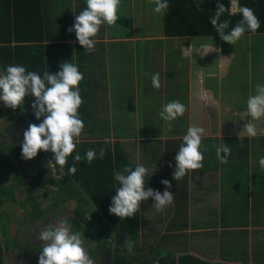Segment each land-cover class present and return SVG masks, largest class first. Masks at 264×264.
Wrapping results in <instances>:
<instances>
[{
	"label": "crops",
	"instance_id": "obj_1",
	"mask_svg": "<svg viewBox=\"0 0 264 264\" xmlns=\"http://www.w3.org/2000/svg\"><path fill=\"white\" fill-rule=\"evenodd\" d=\"M150 1L147 0V2ZM240 1L238 0V4L243 7ZM145 2L146 0H121L117 12L119 17L117 23L113 26H109L106 23L102 24L97 35L92 38L95 41V50L87 52L79 44L74 31L71 33L63 31L59 34L58 38L52 34H47L48 25L74 24L75 16L79 15L86 8V0H42L45 42H56L64 44V46L40 52L50 57L52 65L55 62L57 71L61 70L60 66L63 62H69L77 65L78 70L83 74L84 78L79 84L83 100L80 107H86L82 120L85 124L88 122L89 127L96 125L95 130L104 132L106 137L110 133V136L114 140L111 144L105 142H97L95 144L97 146L102 145L105 150H119L127 165H131L133 168L137 164H143L147 167L149 175L144 179L145 189L151 187L153 190H158L162 193L165 191L166 186L161 184V180L167 179L172 184V187L167 190L173 192L176 186L179 185V181L173 179L176 163L174 157L177 154L176 149H179L183 143V136L187 133V130L185 133H175L165 129H153L149 130V134L139 135L136 131L137 129H132L136 133V139L137 142L139 141V144L134 149L129 145L126 148L129 140L133 139L128 135L130 126H134V121H136L135 126L139 128L141 120L136 117L132 121V124L120 125L119 122H123L121 117L119 114H115L117 119H114V114L112 115L111 110L114 105L111 101L116 90H120L122 98V102L118 103V106H121L119 111L124 113V108L129 106L132 72L135 74V84L138 86L139 83L137 69L135 67L131 68L129 65L130 39L135 38L148 42L156 38L162 39L163 37L143 36L142 34H140L142 37H131L129 35L128 25H130L131 19L134 21L136 14L138 20L140 19L139 17L144 18V12H140L139 10L145 9ZM168 2L169 5H176L180 9H189V0H168ZM202 2L204 6L209 7L213 15L217 10L219 2L229 9L222 16H241L238 9L232 8L231 0H203ZM134 10H138V12ZM167 11L162 13V24L167 22ZM232 12H235V14H231ZM138 13L140 16H138ZM178 14L185 15L184 18L189 19V13L187 12H184V14L183 12H178ZM127 29L128 31H126ZM247 33L250 34V32ZM204 35L220 36L218 32H209L203 35L194 36L190 34L189 36L179 37L192 40L194 37ZM159 52L163 53V51ZM16 53L17 60L13 58L12 63L9 65H21L26 68V71L39 73V71L30 67L31 59L29 60L28 58L31 54L29 50H20ZM183 53L184 55H188V49ZM170 68L171 70H175V73L170 72L169 75L164 66L166 76L164 86L169 90H171V87L166 85V81L175 82L176 72L178 73L177 67ZM0 74H3L1 70ZM145 79L148 80L149 77L143 74L142 81ZM112 81L115 82L114 85L111 84ZM144 88V85L141 86V89L144 90ZM211 92L215 94L208 93V97H218L220 105L227 104L225 101H221L222 87L220 84L215 85V88ZM141 93L143 94V91ZM139 100V96L133 99L135 104L142 108V110L138 111V116H142L143 121L152 122L154 119L150 113L149 106H152L153 111V105L149 99L141 101V104ZM105 114H108L109 120H105L107 123L103 128L99 125L100 120L98 118ZM80 115L81 113L79 112ZM0 121L2 120L0 119ZM90 132L91 130H89ZM118 140H120V143H116L119 142ZM255 140H259V142L253 144ZM246 141L250 145H253L252 150L255 154L252 152L251 158L255 162L253 161L254 164L252 166L250 163L251 167H249L247 175L248 182H250L249 190L243 194L238 189V186L241 185V177L238 178L237 175L230 172V168L227 169L228 165L225 168L224 163H221L217 157L216 148L221 145L229 147L231 153L228 160L235 161L234 157H238L240 147ZM91 149L94 148L91 146ZM200 151L204 156L202 161L203 168L194 170L193 172L190 171L184 176V180L186 181L184 199L178 198L176 201L177 194L182 191H175L176 196L172 193L174 197L173 203L165 207L162 212L155 211L152 198L142 202L145 208L139 209L138 217L142 215L143 217L149 216L155 219L159 217L164 220V225L157 235V241H161L164 237H174V239L167 242L168 246L159 250H157V246L154 243L153 250L157 253L160 252L159 254H174L175 264H177V258L184 254L212 263L264 264L263 261H256L253 258V251L259 254L264 250V169H261L258 163L259 159L264 157V130H257V135L254 138H249L245 132L237 129L217 131L207 129L204 131L202 137ZM97 152L100 151L97 149ZM232 152L235 153V156L232 155ZM214 154L216 155V160L212 161L211 155ZM222 155L224 154L222 153ZM170 164L171 166H169ZM180 200H182L181 204ZM257 204V214L255 217L253 212ZM147 229H150L148 225ZM180 242H184L183 245H180ZM245 242H247V247L250 250V256L246 255ZM228 249L231 252L227 254L226 251ZM157 257L154 254L151 256V258L155 259Z\"/></svg>",
	"mask_w": 264,
	"mask_h": 264
},
{
	"label": "rangeland",
	"instance_id": "obj_2",
	"mask_svg": "<svg viewBox=\"0 0 264 264\" xmlns=\"http://www.w3.org/2000/svg\"><path fill=\"white\" fill-rule=\"evenodd\" d=\"M154 4L145 2V9L139 10L144 12V18L139 17L140 21L136 19L130 21L128 29L131 37L138 36H163L162 39H154L148 42L142 41L141 39H130V67L136 68L139 73L138 86L135 84V74L131 73V84H130V104L124 108V113L119 111L121 106L118 103L122 102L120 90H116L114 97L111 101L113 107L112 115L114 119H117L115 114H119L123 122H119L120 125L132 124L133 120L137 117L140 119L139 128L130 126L129 137L133 138L129 140L127 146H131L132 149L136 148L139 144L136 139V133L132 129H137L139 135L148 133L149 130L153 129H165L175 133H185V131L193 124L198 125L204 130H228L237 129L242 131L244 125L251 119V116H242V113L247 112V99L252 95H255L256 85H264V33H244L240 40L235 44L231 45L221 39L220 36H200L194 37V39L182 38L179 36H189L190 34H174L168 31V27L162 24V13L153 12ZM138 12V10H134ZM138 16L139 13H138ZM165 16V14H164ZM183 19V15H179L178 19ZM68 22V20H67ZM176 21L171 20V28H174ZM72 25H48L47 31L49 34L54 35L58 38L61 32H68L67 29ZM59 32V33H58ZM142 34V35H140ZM165 39V40H163ZM198 47L200 45H206L207 49H213L207 54L201 56L198 54H191L189 52L190 46ZM188 49V55H184ZM163 51V53L159 52ZM158 55H156V54ZM187 54V53H185ZM164 56V57H163ZM145 63V65H144ZM166 71L170 75V67L178 68L176 72V81H166V85L171 87V90L166 89L165 84V73ZM176 66V67H175ZM148 76V80L142 81L143 74ZM155 73H160L161 87L156 89L152 86L151 77ZM167 75V72H166ZM111 84H115L114 81ZM221 85L222 87V98L221 101H225L227 104L220 105L218 97H208V93H212V89L215 85ZM144 85V90L141 86ZM138 87V89H137ZM217 88V87H216ZM143 91V94L141 93ZM207 95V96H206ZM230 97H229V96ZM125 96V94H124ZM139 96V101L149 99L152 106H149L150 113L153 116L152 122L143 121L142 116H138V111L142 110L141 106L135 104L133 99ZM216 99V100H215ZM125 100V99H123ZM173 100H178L185 106V112L182 116L177 117L174 121L165 122L159 115L162 111L163 106ZM218 100V101H217ZM2 102V101H0ZM114 112V113H113ZM100 120L99 125L105 127V120H109L108 114L98 118ZM104 120V121H103ZM125 121V122H124ZM257 130H264V117L258 121H252ZM171 124L169 128L168 124ZM84 129L78 138L76 145V152L81 156V161H86L85 148L91 146L98 151L105 148L102 145H96L97 142L104 143L105 133L96 131V125L89 127V123H84ZM17 122L11 120L0 121V151L3 146L8 145L10 148L17 147L21 133ZM89 130L91 132L89 133ZM158 133L157 130H155ZM114 132V131H113ZM115 134V133H114ZM107 138L110 139V144L114 142L113 137L108 134ZM121 139V138H120ZM262 140V139H260ZM120 143V140H118ZM259 140L253 142L256 143ZM19 147V146H18ZM180 148V147H179ZM253 145L246 143L240 147L238 157H234L236 160H228L224 163L225 168H230V172L237 175L241 179V185L238 189L243 194L249 190L250 182H248L247 175L249 167L254 164L251 155ZM121 149V148H120ZM176 149V153L178 152ZM22 147L18 151L19 162L16 164V170L24 175H31V178L35 181L52 179L59 181L66 179L68 174L61 167H56L52 158L48 156L47 151L40 150L36 157L25 160L22 157ZM235 156V153L232 152ZM254 158V156H253ZM211 160H216V155H211ZM52 161L50 164L49 162ZM254 161V162H253ZM251 163V166H250ZM254 166V165H253ZM226 169V171H228ZM23 176V175H22ZM28 178L23 176L25 183H28ZM237 179V178H236ZM250 179V178H249ZM24 184H19L14 181L11 175H8L2 185L7 191L14 195L16 202L8 205L6 208L0 209V264H38V258L42 250L43 241L36 239L37 234L47 224L59 222L60 220L69 221L72 216V211L76 205L73 200L68 202H59L54 207V201L56 200L57 187L53 184H46L44 187H39L35 184L30 183L28 189H30L35 202L34 212H42L43 217L35 221H31L28 217L25 209L23 208V200L26 199V192L24 190ZM9 187H12L10 189ZM186 181L184 177L179 180V185L173 190L174 196H176L177 190L182 192L177 194L176 201L184 199L185 196ZM236 189V190H238ZM233 192V191H232ZM249 194V193H248ZM252 196V192H251ZM182 200H180L181 204ZM257 205L254 207V215L257 214ZM89 211L93 210L92 206L87 208ZM138 224L136 228V237L134 238V247L132 251L123 249L121 245L110 244L109 249H113L119 255L125 257L132 264H142L146 258H151L153 253L154 243L157 246V250L168 246V241L174 239V237H164L161 241H157V235L160 229L164 225L162 218L158 219L154 217H138ZM69 223V222H68ZM167 223V222H165ZM260 224V223H259ZM264 224V222H263ZM147 225L150 229H147ZM73 231H75L72 228ZM95 233V230L92 231ZM84 240V238H82ZM110 241V240H109ZM85 247L87 252H92L95 242L88 244L86 240ZM184 242H180L183 245ZM245 242L246 255L250 256V250ZM228 249L226 253H230ZM104 256L107 258L104 262L102 260H94V264H110V257L108 256V250H103ZM160 253V252H158ZM103 258V257H102ZM254 260H261L264 262V250L259 254L253 251Z\"/></svg>",
	"mask_w": 264,
	"mask_h": 264
},
{
	"label": "clouds",
	"instance_id": "obj_3",
	"mask_svg": "<svg viewBox=\"0 0 264 264\" xmlns=\"http://www.w3.org/2000/svg\"><path fill=\"white\" fill-rule=\"evenodd\" d=\"M151 2L154 4V13H165L169 8L168 0H151ZM120 4L121 0H86V8L75 16L73 26L67 31L75 32L79 44L85 51H94L95 41L92 38L97 35L102 24L113 26L117 23ZM231 6L239 10L242 18L229 32L226 33L225 30L229 28L230 21L221 20L222 15L229 11L223 3L218 2L217 10L210 17V21L222 40L235 45L246 30L256 32L260 28V21L253 9L239 6L238 0H231ZM196 7L199 10L200 3H197ZM188 48L191 54L200 56L202 52L204 56L213 50L205 51L206 45L198 47L191 45ZM60 67L61 70L55 73L44 71L41 77L35 71H26L24 66L8 65L5 73L0 74V101H3L6 107L16 109L23 105L26 96L35 98L31 107L35 117L37 119L43 117V120L39 124H30L24 131L22 157L30 160L36 157L40 150L51 151L54 153L55 164L63 168L67 158L76 150L78 138L85 126L78 111L83 103L79 84L84 77L75 64L63 62ZM151 82L154 88L159 89L161 87L160 73L153 74ZM185 110L181 102L173 100L163 106L159 115L165 122H171L182 116ZM245 115H250L251 119L244 125L242 131L249 138H254L257 135V127L252 121H258L264 117V85H256L255 95L248 97L247 112L242 113V116ZM168 126L170 128L171 124L169 123ZM204 131V128L193 124L183 136V143L174 157L176 163L173 179L176 181L190 171L203 168L204 156L200 147ZM104 142L111 141L105 137ZM230 153L231 150L226 145L216 148V154L221 163L228 162ZM99 155L101 159L104 157L103 149L100 150ZM96 156L94 149H88L87 163L91 164ZM81 159L79 154L75 155L73 166L67 170L69 175L73 176L77 173L75 163L80 162ZM258 163L260 168L264 169V157H261ZM147 175H149V169L143 164H137L134 168L127 165L122 170L114 172V179L120 186L116 188V195L112 197L109 206L110 215L115 214L121 220L133 217L140 209L141 202L149 198L153 199L156 212H162L165 207L173 203V192L167 190L172 187L171 182L167 179L161 180V184L166 186L162 193L151 187L145 189L144 179ZM82 235L80 232L73 231L67 220L62 219L58 223L47 224L36 236V239L44 242L38 264H94V260L86 250ZM124 243L126 248L132 251L135 242L131 238H126Z\"/></svg>",
	"mask_w": 264,
	"mask_h": 264
},
{
	"label": "trees",
	"instance_id": "obj_4",
	"mask_svg": "<svg viewBox=\"0 0 264 264\" xmlns=\"http://www.w3.org/2000/svg\"><path fill=\"white\" fill-rule=\"evenodd\" d=\"M42 0H0V70L4 74L6 67L12 63V59L17 60V51L29 50L31 56L30 67L39 71V75L43 76L44 71H51L53 73L58 72L55 62L52 65L50 57L43 55L41 52L47 49H57L63 47L64 44L56 42H45V30L43 25L42 16ZM203 0H189V9H180L176 5H169L167 11V22L164 25L168 27V31L174 34H191V35H203L207 33L216 32L214 26L211 24L210 17L213 15L208 6H204ZM200 3V9L198 10L196 4ZM240 4L253 9L254 14L260 21V28L256 32L246 30L250 33H264V0H241ZM178 12L189 13V19H178ZM185 15H183L184 17ZM242 18L241 16L230 17L222 16L221 20H229V28L226 29V33L231 30L232 27ZM171 20L176 21L174 28L169 27ZM47 34L49 32L47 31ZM41 51V52H40ZM14 63V61H13ZM34 97L26 96L24 103L18 106L16 109L6 107L3 101L0 104V119L5 121L17 122L21 133L16 141H19V147L10 148L8 145L3 146L0 151V184L5 181L8 175L14 179L15 182L24 184L23 176L28 178V183L24 184V190L26 192V199L23 200V208L25 209L28 217L31 221H35L43 217V213L34 212L35 199L28 189L30 183L39 187H44L46 184H53L57 187L54 201V207L59 202H68L73 200L76 205L72 211V216L69 219V224L75 232L82 233V238L91 244L95 242L92 252L89 251V255L94 260L105 261L107 258L103 255V250H108L110 257V264H132L125 257L119 255L111 250L110 244L121 245L123 249H127L125 246V239L131 238L134 240L136 237V228L138 224V212L135 216L128 217L121 220L120 217L115 214H109V206L111 204L112 197L116 195V188H118L119 182L114 179V172L122 170L127 163L119 150L113 151L111 149L105 150V155L101 159L97 152L96 158L91 164L86 161H80L75 163L77 173L73 176L69 175L67 170L73 166L74 157L77 154L73 152L67 158V163L63 167V170L68 174L66 179L54 181L52 179L33 180L31 175L21 174L16 170V164L19 162L17 157L19 148L22 147L23 133L32 123L39 124L42 122L43 117L37 119L34 115V111L31 107ZM86 107H80V118L84 113ZM83 111V112H82ZM91 149L85 148V152ZM48 156L54 158V153L47 151ZM54 164L55 161L53 160ZM55 166L58 168L59 165ZM23 175V176H22ZM12 189V187H9ZM14 195L7 191L2 185H0V209L6 208L10 204H14ZM143 202V201H142ZM141 202L140 209L145 208ZM93 207V210L89 211L87 208ZM90 217V218H89ZM95 230V233L92 231ZM110 240V241H109ZM155 258H146L142 264H175L174 254L162 253L159 254L155 250H151ZM103 257V258H102ZM177 264H221L212 263L202 260L200 258L184 254L177 258Z\"/></svg>",
	"mask_w": 264,
	"mask_h": 264
}]
</instances>
